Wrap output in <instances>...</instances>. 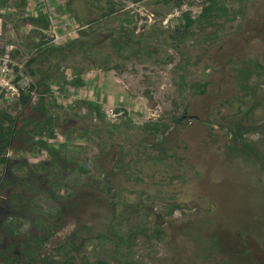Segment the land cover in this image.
Masks as SVG:
<instances>
[{
  "label": "rangeland",
  "instance_id": "obj_1",
  "mask_svg": "<svg viewBox=\"0 0 264 264\" xmlns=\"http://www.w3.org/2000/svg\"><path fill=\"white\" fill-rule=\"evenodd\" d=\"M160 1L121 0L118 15L98 19L86 37L79 30L99 14L84 0H27L24 9L10 0L0 8L4 39L21 52L40 39L28 17L45 14L49 27L38 30L45 41H75V56L62 65L86 69L79 88L64 84L60 71L51 84L58 120L45 140L54 159L45 149L12 150L10 158L63 162L58 176L72 174L64 189L54 185V198L44 185L45 195L32 200L58 229L43 252L75 230L86 240L80 254L92 264H264V0H216L215 25H194L177 47L163 36L184 16L197 19L207 0L179 7ZM118 17L140 31L157 29L162 39L154 56L121 61L110 53L104 30ZM83 38L94 42L86 48L91 58L101 53L93 64L77 51ZM104 55L120 71L105 69ZM65 76L72 78L70 69ZM79 100L97 105L100 115L82 108L73 116ZM159 119L167 124L163 133L144 128ZM52 206L63 211L61 228L45 213ZM21 229L34 227L25 221ZM129 229L136 233L126 235Z\"/></svg>",
  "mask_w": 264,
  "mask_h": 264
},
{
  "label": "trees",
  "instance_id": "obj_2",
  "mask_svg": "<svg viewBox=\"0 0 264 264\" xmlns=\"http://www.w3.org/2000/svg\"><path fill=\"white\" fill-rule=\"evenodd\" d=\"M10 0H0V8H6ZM88 5L98 12V17L92 23H85L79 30V36H88L87 31L93 29L92 25L97 23V20L116 17L118 11L124 8L121 0H84ZM134 4H138L143 0H125ZM153 3H157V0H150ZM186 0H161L164 4L171 3L175 7H179ZM27 0H19L18 7L25 8ZM123 5V6H121ZM118 6V7H117ZM218 3L216 0H207L206 4L202 5V11L199 17L195 20L190 19L188 16H184V23L172 29L170 33L163 36L170 45L177 47L185 38L192 35L191 28L195 25L198 27L207 28L213 26L216 23V12ZM24 10H22L23 13ZM113 19V18H112ZM28 21L34 28L39 30L48 29L49 21L45 14H38L36 17L29 16ZM156 21V20H155ZM127 23H132L128 19L119 18L118 24L112 27L105 28V35L107 39V46L110 53L114 54L117 60H135L143 61L145 57H152L156 54L158 46L161 45V34L157 32V29L153 26L148 31L137 30L135 24L132 26H126ZM36 30V35L39 36L36 45L29 51V58L27 61L28 73L33 78L28 90L35 93V98L32 100V95L27 94L21 100V105L14 115L7 112H0V154L6 150L11 149L18 151L19 149H27L32 151L47 150L51 159H54L55 154L52 151L55 150L46 143V138L54 137V126L58 120L57 109L59 108L56 100L53 98L51 84L56 77L62 78V82L66 85L79 88L83 86L84 81L81 75L85 72L84 68H74L70 66H63L62 63L67 61L70 56H73L74 40L67 41L64 45H53L50 41H45V36L40 34ZM98 30V29H96ZM95 30V31H96ZM94 42L91 38H83V42L77 47V51L82 50L80 58H89L93 61L92 64L101 55L100 51L94 54V58H91L90 52L86 49L90 47ZM168 44V43H167ZM109 53V54H110ZM108 54V52H107ZM75 56V55H74ZM105 55L102 58L105 69H114L117 71L119 68L118 62L107 66L111 63V58ZM67 69L71 70L72 78L66 80L65 72ZM59 72V75L57 74ZM37 78V80H35ZM50 98V99H49ZM83 106V107H82ZM74 107L75 113L80 112L82 108L87 109L89 114L95 112L100 115V109L92 102H86L83 100L76 101ZM70 107V109H72ZM69 110V109H68ZM117 111V109H116ZM67 117L63 119L66 121ZM178 121V118L176 119ZM60 119V122H63ZM175 121V120H174ZM150 126V127H148ZM148 128L151 133L156 134L167 129V124L160 119L153 122L145 123V127ZM67 140L70 139L68 133L62 130ZM37 137V139H36ZM46 137V138H45ZM246 146L245 143H243ZM65 148V145H61L59 151ZM57 152V150H56ZM4 158L1 159L0 165V192L5 199L0 198L1 207L4 208L0 214V264H92L88 261L85 255H81V247L85 244L86 240L80 238L78 232L72 230L65 238L58 242L50 251L44 253L43 250L46 247L47 242L55 236L57 228L52 227L48 220L41 219V207L32 200L36 197L45 195L44 185L53 190L49 193L50 198H54V185L57 189H64L67 186L65 183L72 174H65L58 176V170L64 169L62 163L58 166V161H45L38 164L28 165L27 161L22 159ZM28 169H26V167ZM59 167V168H58ZM78 170L84 171L81 166H77ZM85 172V171H84ZM69 173V172H68ZM99 174H105V171H99ZM71 179V178H70ZM96 181V180H94ZM81 184V183H80ZM96 184V183H95ZM99 186L102 192L108 188L103 184H96ZM58 197L63 199V194H58ZM40 199V198H39ZM48 199V198H47ZM174 208H172L173 210ZM45 213L50 216L51 224H57L61 228L58 222L62 216V209L52 206ZM57 215H59L57 217ZM47 216V217H48ZM58 220V221H57ZM25 221H30L34 227L33 233L24 232L21 229L22 224ZM115 226H111L110 231H113ZM57 229V230H56ZM116 229V228H115ZM116 235H119L120 230ZM132 230H128L125 234L129 235ZM136 233V232H133ZM20 237V239H19ZM105 238L101 233L96 235V238ZM126 240V238H125ZM125 242H122V245ZM235 250L237 249L238 242L233 245ZM239 251V250H238ZM76 254L80 257L79 263H76L72 254ZM60 258L59 260H55ZM93 264H108V262L98 259Z\"/></svg>",
  "mask_w": 264,
  "mask_h": 264
},
{
  "label": "built area",
  "instance_id": "obj_3",
  "mask_svg": "<svg viewBox=\"0 0 264 264\" xmlns=\"http://www.w3.org/2000/svg\"><path fill=\"white\" fill-rule=\"evenodd\" d=\"M153 18L150 14L149 21ZM4 34V19L0 15V112L14 114L25 95L31 94L32 100L36 95L28 90L32 82L27 67L29 52H21L16 44L4 39ZM11 154V149L0 154V165L2 157L12 158Z\"/></svg>",
  "mask_w": 264,
  "mask_h": 264
}]
</instances>
